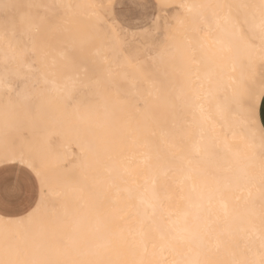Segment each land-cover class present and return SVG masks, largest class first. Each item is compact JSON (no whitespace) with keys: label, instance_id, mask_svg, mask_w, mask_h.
<instances>
[{"label":"bare ground","instance_id":"1","mask_svg":"<svg viewBox=\"0 0 264 264\" xmlns=\"http://www.w3.org/2000/svg\"><path fill=\"white\" fill-rule=\"evenodd\" d=\"M206 2L186 4L193 28L160 56L141 109L122 87L124 72L81 108L69 81L60 88L54 80L62 69L41 64L49 87L35 91L34 103L65 117L61 149L37 144L23 156L1 144L0 162L23 156L41 173L52 201L41 198L36 208L47 212V226L32 232L29 212L0 210V264H264V141L253 140L255 130L232 131L229 117L234 107L249 110L245 71L255 46L264 49V0ZM2 74L0 88L7 86ZM36 113L42 125L47 117ZM70 142L81 151L75 180L62 176Z\"/></svg>","mask_w":264,"mask_h":264},{"label":"rangeland","instance_id":"2","mask_svg":"<svg viewBox=\"0 0 264 264\" xmlns=\"http://www.w3.org/2000/svg\"><path fill=\"white\" fill-rule=\"evenodd\" d=\"M189 1L195 3L207 1L206 3L211 4L212 7L225 4V0L218 2L217 0H152L154 9L152 19L142 25L131 26L122 23L116 17L115 0H3L0 2V73L5 72V75L1 76L3 83H7L6 87L0 88V122H2L0 128L1 125L3 128L2 131L0 130V147L1 144L7 145L11 151L23 156L28 155L37 144H48L49 146L46 145L50 147H47L48 151L51 148L61 149L59 129L66 128L65 117L49 105H46V108H36L34 103L37 94L35 91L41 88L47 90L49 87V83L44 80L42 63L48 64L53 69L55 66L62 69V75L52 73L54 80L60 88L69 81L71 95L77 99L81 108H85L98 95H102L100 88L103 83L106 82L105 86H115L116 79L124 72L127 81L122 87L125 88V93L134 99V109H141L144 98L150 92V82L147 80L159 78L157 71L164 62L160 56L166 55L167 50H172L171 41L184 40L183 31L190 32L193 28L194 23L186 9ZM214 1L217 3L215 4ZM5 4L8 6L5 7ZM223 7L219 10L222 15H224ZM196 22L200 25L202 37L207 36L206 29L202 26L203 21ZM180 32L182 36L178 35ZM214 33L215 30L210 31L209 35ZM257 47L255 46L251 54L261 57L255 59L254 56L253 61L250 62L254 66L251 65L247 71L249 65L245 71L247 83L250 82L245 101L249 110L236 113L237 109L234 107L232 110L236 112L233 111L234 113L229 115L231 121L236 120L235 126L231 124L232 131L235 128L245 131L255 130L256 135L253 137L255 142L259 139L264 141V49ZM254 68L258 69L256 76H254L256 73L252 72ZM231 70L229 74H234L235 69L233 72ZM64 73H67L68 78L64 77ZM98 77H102L104 82H100L103 80ZM95 79L100 81L95 83ZM230 82L234 86V80L230 79ZM82 84L87 86L84 87L85 85ZM225 93L226 90L219 92L220 99H223ZM89 94L95 98L92 99ZM7 98H9L8 102ZM40 111H44L47 119L42 125H36L41 116L36 112ZM38 127L43 129L42 138L37 135ZM229 139L232 148L241 149L238 140L236 142L233 138ZM69 144H66L65 152L67 151L66 155L71 161H67L66 157L61 161L62 176L66 177L64 174L67 173L68 177L64 179L75 180V166L79 163L81 151L77 143ZM42 187L46 193L45 200L52 201L48 187L32 169L21 164L19 160L3 158L0 162L1 213L7 211L12 216L19 217L29 212L26 226L32 232H36L40 225L45 231L47 226V212L36 208L37 202L42 198ZM65 264L72 262L66 261Z\"/></svg>","mask_w":264,"mask_h":264},{"label":"crops","instance_id":"3","mask_svg":"<svg viewBox=\"0 0 264 264\" xmlns=\"http://www.w3.org/2000/svg\"><path fill=\"white\" fill-rule=\"evenodd\" d=\"M114 13L126 25H142L154 16L153 2L152 0H115Z\"/></svg>","mask_w":264,"mask_h":264},{"label":"snow or ice","instance_id":"4","mask_svg":"<svg viewBox=\"0 0 264 264\" xmlns=\"http://www.w3.org/2000/svg\"><path fill=\"white\" fill-rule=\"evenodd\" d=\"M0 2H3V0H0ZM4 6L7 7L8 5L5 4ZM19 162H20L21 164H24V165L27 166L28 168L32 169V170L36 173V175H37L38 177L41 175V173L35 168V166L32 164V162H31L30 160H25V158H24L23 156H21V157L19 158ZM45 195H46V193H45V191H44V189H43V187H42V189H41V197L43 198Z\"/></svg>","mask_w":264,"mask_h":264}]
</instances>
